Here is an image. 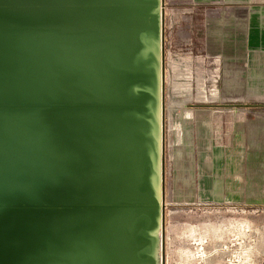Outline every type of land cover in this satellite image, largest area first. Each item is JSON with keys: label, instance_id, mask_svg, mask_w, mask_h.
I'll return each mask as SVG.
<instances>
[{"label": "water", "instance_id": "obj_1", "mask_svg": "<svg viewBox=\"0 0 264 264\" xmlns=\"http://www.w3.org/2000/svg\"><path fill=\"white\" fill-rule=\"evenodd\" d=\"M162 0H0V264H162Z\"/></svg>", "mask_w": 264, "mask_h": 264}, {"label": "rangeland", "instance_id": "obj_2", "mask_svg": "<svg viewBox=\"0 0 264 264\" xmlns=\"http://www.w3.org/2000/svg\"><path fill=\"white\" fill-rule=\"evenodd\" d=\"M162 3L161 262L264 264V89L242 87L240 59L203 51L210 7Z\"/></svg>", "mask_w": 264, "mask_h": 264}, {"label": "crops", "instance_id": "obj_3", "mask_svg": "<svg viewBox=\"0 0 264 264\" xmlns=\"http://www.w3.org/2000/svg\"><path fill=\"white\" fill-rule=\"evenodd\" d=\"M195 2L200 9L208 6L215 13V36L208 33V38L202 40L206 45L203 51L230 61L240 59L245 65L242 87L264 89V0Z\"/></svg>", "mask_w": 264, "mask_h": 264}, {"label": "bare ground", "instance_id": "obj_4", "mask_svg": "<svg viewBox=\"0 0 264 264\" xmlns=\"http://www.w3.org/2000/svg\"><path fill=\"white\" fill-rule=\"evenodd\" d=\"M162 6H163V3H162ZM163 9V8H162ZM224 97V96H223ZM234 97V96H233ZM229 99V98H228ZM231 100V99H230ZM235 100V98L233 99ZM231 100V101H233ZM162 169H163V149H162ZM164 205V202H162V206ZM196 254V253H195ZM163 264V263H162Z\"/></svg>", "mask_w": 264, "mask_h": 264}]
</instances>
